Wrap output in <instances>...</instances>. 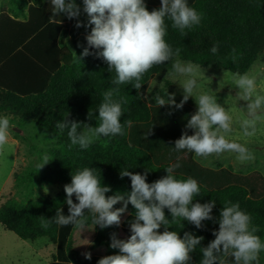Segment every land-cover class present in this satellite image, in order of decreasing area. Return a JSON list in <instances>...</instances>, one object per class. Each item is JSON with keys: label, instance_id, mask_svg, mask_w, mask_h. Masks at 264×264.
<instances>
[{"label": "trees", "instance_id": "1", "mask_svg": "<svg viewBox=\"0 0 264 264\" xmlns=\"http://www.w3.org/2000/svg\"><path fill=\"white\" fill-rule=\"evenodd\" d=\"M10 2V7L0 12V114L9 116L12 121L35 125L45 132L44 138L54 142V146L40 152L50 158L43 168L34 167L25 176L16 174L17 186L21 181L29 180L26 183L28 192L24 199L9 198L0 206V222L7 230L23 240L49 238L57 245V251L48 264H98L100 258L116 254L110 247L112 233H116L119 239L130 236L129 224L135 209L128 205L119 226L101 229L92 224L91 214H88L84 229L54 223L49 229H43L41 217L52 219L60 208L63 214L68 215L64 185L71 182V173L84 167L95 168L101 176L102 186L112 189L106 195L125 194L131 191V181L129 177H120L121 170L141 174L147 170V182L151 183L167 175L164 169L176 163L179 157L181 167L176 169V177H192L201 188V196L196 197L194 203L214 200L216 206L212 215L218 218L225 199L238 202L241 210L251 214L253 224L260 229L256 234L264 241L262 173H235L227 168L213 170L194 161L192 153L187 150L175 151L174 141L180 138L185 130L180 128L186 124H166L170 127L168 139L158 132L153 134L156 135L153 140L149 136L147 138L149 131H142L144 126H154L145 124L151 121L154 107L158 105L154 97L159 95L167 99V92L160 90L146 101L149 81L172 70L174 61L151 68L143 76L142 87L138 91L131 85H120V95L127 99L121 122L131 121V125L125 127V135L101 136L83 150L78 145L69 148L67 130L58 133L56 123L67 117L82 124L98 126L102 93L114 87L111 80L115 72L110 73L107 64L94 55L81 61L74 58L72 51L80 56L83 48L87 47L85 37L91 29L76 28V21L63 14L55 17L56 20L50 19L52 13L48 0ZM76 3L83 8L82 0H76ZM145 3L149 11L161 6L160 0H145ZM187 3L203 13V19L199 26L185 30L186 35L173 29L171 21L166 19L167 43L174 49L181 48L177 59L203 68L247 73L264 52V0H187ZM79 19L87 23L83 12ZM68 40H71L72 48L67 44ZM214 45H218L216 54L210 51ZM233 48L236 49L237 60H225ZM185 109H189L188 105L183 106L182 110ZM89 112L92 113L91 118ZM85 130L83 126L78 129ZM187 131L189 135L193 134V130ZM25 139L28 140L27 137ZM43 183L58 185L60 190L55 195L36 193V186ZM73 201L76 202L74 196ZM121 206L118 203L114 207ZM165 215L171 218L167 209ZM182 223L183 227L176 223L169 230L179 232L181 237L185 231L204 237L201 245L191 253V264H200V247H206L215 238L212 233L218 230L219 225L204 221V227L197 229L187 221ZM85 253H91L90 260L85 258ZM226 264L235 262L226 258ZM259 264H264V252L260 253Z\"/></svg>", "mask_w": 264, "mask_h": 264}, {"label": "clouds", "instance_id": "2", "mask_svg": "<svg viewBox=\"0 0 264 264\" xmlns=\"http://www.w3.org/2000/svg\"><path fill=\"white\" fill-rule=\"evenodd\" d=\"M48 3L52 13L50 19L56 20L55 17L63 14L76 21V28L91 29L85 37L87 47L83 48L80 56L72 51L74 58L81 61L94 55L107 64L110 73L115 72L111 80L114 87L102 93L98 126L82 124L67 117L56 123L58 133L67 130L69 148L78 145L83 150L101 136L125 135V127L130 126L131 121L121 122L127 99L120 95V85H131L138 91L142 87L143 76L151 68L174 61L172 71L167 75L181 78L179 84L183 89V98L176 103L174 94L167 93V99L156 95V103L159 107L167 105L182 109L188 99L194 97L197 104V110L187 119L182 135L174 141L175 151L194 153L205 167L211 164L210 158L218 159L225 154H235L241 164L254 160V154L246 143L238 141L255 136L258 125L264 124V94L258 91L256 77L248 73L224 72V76H230L232 84L239 90L234 99L247 102L246 107L239 108L244 116L234 119L232 108L217 103V97L210 89L199 91L201 85L198 78H205L201 65L177 59L181 48L174 49L165 39L166 19L181 35H186L185 30L200 25L203 13L190 7L187 0H160L161 6L151 11L147 9L145 0H82V9L76 0H48ZM82 12L87 16V23L79 19ZM210 51L216 54L218 45ZM225 60H237L235 48ZM91 116L89 112V118ZM234 124L239 125L241 134L232 138ZM82 126L86 130L78 131ZM10 128L11 118L0 117V154L8 145ZM188 129L193 130V134L189 135ZM179 159L177 157L176 163L164 169L167 175L151 183L147 182V170L143 174L121 170V178H130L131 191L110 196L106 193L112 191L111 187L102 186L101 176L95 168L77 169L71 173V182L64 185L68 215L63 214L61 208L57 209L52 219L41 217V227L47 230L54 223L84 229L88 214H91L92 224L101 229L119 226L122 214L131 204L135 213L129 224L130 236L119 239L116 233H112L110 247L118 249V253L100 258L98 264H191V253L201 245L204 237L187 231L181 237L179 232L169 230L176 223H181L183 227L184 221L197 229L204 227V221L219 225L218 230L212 233L215 238L206 247H200V264H226V258H232L235 264H259L264 241L256 234L260 229L253 224L251 214L241 210L238 202L225 199L219 217L215 218L212 215L216 206L214 200L194 203L196 197L201 196L200 185L192 177H176L175 171L181 167ZM49 161L50 158L44 155L42 163L36 167L41 169ZM118 203L122 206L115 208ZM165 209L170 213V219L166 217ZM46 241L47 237H41L37 243ZM84 256L91 259V253Z\"/></svg>", "mask_w": 264, "mask_h": 264}, {"label": "rangeland", "instance_id": "3", "mask_svg": "<svg viewBox=\"0 0 264 264\" xmlns=\"http://www.w3.org/2000/svg\"><path fill=\"white\" fill-rule=\"evenodd\" d=\"M10 3V0H0V12L10 7ZM67 44L71 48L73 47L71 40H68ZM181 61L187 63L186 61ZM202 70L205 78H198V84L201 85L199 91H209L210 89L213 92L212 94L216 95L217 103L225 108H232L234 119L243 117L244 113L239 108L246 107L247 102L234 99L239 90L232 84L230 76H224V72L227 71L203 67ZM171 71L168 70L156 75L149 81L145 94L146 101L153 98L160 90L174 94L176 102L181 101L183 98V89L179 84L181 78L167 75ZM247 73L256 77L258 91H260V94H264V52ZM186 103L188 106H193L197 109L194 97H190ZM0 116L5 115L2 113ZM11 124L12 128H10L8 145H6L3 154H0V206L9 198L24 199L28 192L26 183L29 180L21 181L20 186H17L16 174L21 176L28 175L29 170L42 162L44 155L40 152L54 146V142L44 138L45 132L38 129L35 125L12 121V119ZM233 127L232 138H235L241 134V130L238 124H234ZM148 128L152 129L153 127L144 126L142 131L146 133ZM16 132L20 134L18 135ZM238 142L246 143V146L254 154V160L241 164L236 160L235 154H225L218 159L210 158L212 161L210 166L217 169L227 168L235 173L243 174L259 171L264 175V124L258 125V131L255 136L241 139ZM45 189H47V192ZM59 190L60 186H48L46 183L35 188L36 193L45 195H55ZM37 240H23L14 232L7 230L0 222V264H48L52 257L56 255L57 245L49 238H47L46 242L39 244ZM111 250L116 254L118 253L117 249L111 248Z\"/></svg>", "mask_w": 264, "mask_h": 264}, {"label": "crops", "instance_id": "4", "mask_svg": "<svg viewBox=\"0 0 264 264\" xmlns=\"http://www.w3.org/2000/svg\"><path fill=\"white\" fill-rule=\"evenodd\" d=\"M152 80V79H151ZM179 103V102H176ZM184 105H187V103H185ZM189 109H185L184 110H171L170 108H168V106H163V107H159V105L155 106V112L153 115V118L151 119V121L149 123H145V124H154L153 128H148L149 131V137L152 138L153 140L156 139V135L154 136L153 134H157L159 132L160 136L168 139L170 138V127H167L166 124H187V119L190 118L191 114H194L195 111L197 110L195 107H190L188 106ZM173 111V112H172ZM165 124V125H164ZM183 129H185V127H181L180 130L182 131ZM183 132V131H182ZM154 136V137H152ZM169 136V137H168ZM169 141V140H167ZM171 144L172 142L169 141ZM188 152V151H186ZM192 159L196 162H198L200 165H202V163L199 161L198 158L195 157L194 153H192ZM205 167V166H203ZM206 168H210L213 170H216L217 168L211 167L210 165L207 166Z\"/></svg>", "mask_w": 264, "mask_h": 264}]
</instances>
